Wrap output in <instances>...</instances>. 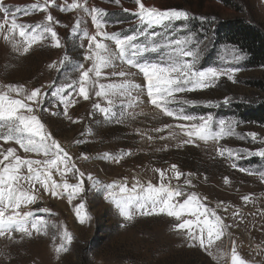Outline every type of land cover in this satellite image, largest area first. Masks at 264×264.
I'll return each mask as SVG.
<instances>
[{"label":"rangeland","instance_id":"374dc122","mask_svg":"<svg viewBox=\"0 0 264 264\" xmlns=\"http://www.w3.org/2000/svg\"><path fill=\"white\" fill-rule=\"evenodd\" d=\"M72 2L55 0L48 7L54 21L58 22L54 28L61 41L59 48L52 46L49 37L33 45L28 54H20L3 39L8 25L0 30V90L6 91L5 86L14 85L23 86L28 93L36 88L48 93L36 114L45 125V131L51 133L71 157L69 164H75L79 170L75 174L69 171L63 180L69 184L83 180V191L71 202L62 189H58L60 195L52 196L42 186L36 185L34 194L38 199L22 207L21 211H31L37 218H43L47 222V234L33 233L28 238L14 232L12 239L7 235L0 237V264H231L233 241L237 254L246 264H264V180L258 174L264 172V158L245 154L246 149L253 152L264 149V123L243 115L245 108L264 103V65L249 66V56L238 44L223 42L217 45L213 40V30L222 23H244L264 32V0H142L147 7L187 12V21L172 24L170 37L191 38L192 44L200 50L197 68L229 70L213 86L178 93L176 100L169 104L177 112L182 109L184 113L196 117L212 116L214 130H218L221 120L234 125V132L218 141L194 140L192 143H182L187 137L176 127L178 123L191 122L165 116L148 101L146 90L140 94L142 103L130 108L126 99L114 98L113 107L118 115L106 119L94 107L96 104L109 106L105 98L95 95L98 87L90 89L88 100L79 96L78 91L72 92L71 88H67L64 96L73 103L67 106L65 114L60 98L53 97L51 92L57 86L78 80L80 73L73 69V65L83 63L85 68L92 66L91 60L84 59L90 53L89 42L83 32L90 35L96 33L88 11L61 10ZM77 2L88 10L96 8L106 13L102 17L106 21L103 31L109 34L124 36L141 28L135 0ZM1 3L12 8L30 9L33 4H44V0ZM46 15L35 10L29 16L18 14L17 20L18 23L42 24L46 22ZM3 20L0 13V22ZM78 21L80 31L73 32ZM15 39L21 41L18 32ZM97 39L101 40V37ZM103 42L113 52L117 51L114 42ZM158 55L148 54L145 59L154 61ZM66 56L68 60L62 64ZM237 56L240 58L237 59ZM53 64L57 67H50ZM121 70L136 73L127 79L144 86L143 75L137 69L117 60L115 71ZM112 71L103 70L98 82H121L122 78L111 76ZM228 74L232 75V79H228ZM90 77L96 79L91 73ZM10 95L22 98L15 93ZM122 99L124 110L121 115ZM166 125L172 127L167 128ZM252 133L257 134L255 141L251 138ZM8 148H14L21 158L44 159L42 155L25 153L15 142L0 140V152L6 154ZM222 148H230L240 157L229 159L226 154L221 157L218 149ZM104 154L120 158L117 162L103 158ZM234 164L237 167H233ZM173 165L177 166L175 171L182 173L179 179L172 169ZM157 170L165 172L167 179L163 182L166 185L179 186L185 193H195L205 206L222 218L227 227L225 235L212 247L215 259L198 243L190 246L193 242L175 230V225L194 218L185 215L178 221L164 214L141 216L137 213L132 221H125L106 198L105 186L113 183L131 187L139 181L144 186L149 182L158 186L161 177ZM22 172L26 174V169ZM79 173H84V176L80 177ZM89 175L93 180L88 179ZM53 179L63 182L55 170ZM96 180L100 185L93 187ZM186 180H190L191 184H185ZM21 183L32 190L28 183ZM245 196L249 197L247 201L243 199ZM185 198L178 199L182 202ZM81 203L85 205L83 211L90 217L84 223H80L76 216V208ZM65 229L73 239L70 245L66 244L67 252L57 253L55 249L63 242L61 237Z\"/></svg>","mask_w":264,"mask_h":264},{"label":"snow or ice","instance_id":"6c2138e0","mask_svg":"<svg viewBox=\"0 0 264 264\" xmlns=\"http://www.w3.org/2000/svg\"><path fill=\"white\" fill-rule=\"evenodd\" d=\"M55 0H44V4H33L29 8H12L0 3V13L3 14L4 20L0 22V30H4L8 25L7 34L3 36L6 42L11 44L13 50L20 54H28L33 45L49 39L53 47H61V41L58 33L55 31L53 16L48 12L50 4ZM138 6V20L141 28L133 34L121 36L119 34H109L103 29L106 27V21L102 19L106 13L102 10L92 8L88 10L84 5L73 0L71 4H66L62 11H71L81 9L88 11L92 17L93 25L96 29L95 35L83 32V36L88 39L89 55L84 57L85 60H91L92 66L85 68L83 63L73 65V69L80 73L78 80H73L67 85L57 86L52 92L53 97H59L63 103L65 114L67 106L72 104L71 99H66L64 93L67 88L72 92H77L84 100L89 99V91L92 87H98L95 92L97 97H103L107 101L108 107H102L96 104L105 118L117 117L118 113L114 110L116 97L127 100V107H133L142 103L140 94L145 92L148 101L156 109H159L165 116L171 117L177 121H187L190 124L178 123L176 125L182 131L183 136L187 139L182 143H192L194 140L207 142L208 140L218 141L234 132V125L231 122L219 121L218 130H214L213 117H196L184 113L181 109L179 112L174 111L169 104L176 100V94L190 92L197 89H205L214 85L215 81L222 75L227 74L229 70H218L208 68L201 70L197 68L199 60V48L192 44L190 37L184 39L170 37L169 29L175 21L189 19V14L182 10L166 9L160 10L156 7H147L142 0H135ZM35 10L47 13L46 22L42 24H25L18 23V14L31 15ZM9 18L11 22L9 24ZM79 21L73 28V32H79ZM158 29V30H154ZM18 32L21 41L15 39ZM97 37H101L98 40ZM108 40L115 43L117 49L113 52L108 44L103 41ZM197 43H199L197 41ZM93 45L95 46L93 48ZM159 54L154 61L145 59L148 54ZM235 55V53H234ZM240 57L237 56V59ZM67 56L63 64L67 61ZM126 64L130 68L137 69L143 75L144 86L133 82L130 78L136 73L121 70L115 71L116 61ZM50 67H57L55 64ZM105 69H113L112 77L122 78L121 82L116 83H99L102 72ZM93 74L96 79L90 77ZM228 79L232 75L228 74ZM6 91L0 90V140L15 142L25 153H33L37 156H43L44 159H27L16 155L14 148H8L6 154L0 152V237L5 235L12 239V233H20L22 236L31 238L33 233L37 235L47 234V222L43 218H37L31 211H21L22 207H27L36 202L38 197L34 194L36 185L39 184L52 196H58L61 193L58 189L68 194L69 202L83 191V180L77 184H69L63 178L69 171L74 174L79 172L75 164H69L71 157L67 151L55 140L51 133L45 131V125L36 114L41 109L43 100L48 93H42L40 88H36L28 93L23 86L7 85ZM136 93L133 95V93ZM15 93L17 97L11 96ZM189 103V101H184ZM124 110V101L122 99L120 114ZM165 127L171 128L172 125ZM162 131V129H156ZM253 141L257 139V134H250ZM219 155L231 159L234 156L239 158L240 154L235 153L230 148L218 149ZM246 155H256L264 158V149L253 152L245 150ZM87 159V156H84ZM103 158L119 160L120 157H113L111 154H104ZM237 167V165H233ZM176 165L172 166L175 171ZM26 169V174L22 170ZM59 174L63 180L58 183L53 179V171ZM161 177L160 184L153 185L148 183L147 186L140 184L139 181L131 187L127 184H111L105 186L109 202L113 203L118 213L125 221H132L136 214L141 216L167 215L181 220L185 215L194 219H187L175 225V230L179 234L185 235L193 243L190 246H196L204 249L210 256L216 258L212 247L216 241H219L225 235L226 225L220 216L214 210L205 206L195 193H185L184 189L179 186L171 187L163 181L167 179L164 171L157 170ZM246 171V170H245ZM249 174H253L249 172ZM264 180V172L258 173ZM80 177L84 173H79ZM176 178L179 179L182 173L175 171ZM191 175V174H188ZM89 180H93L91 175ZM26 182L32 190L26 189L21 182ZM225 182L228 179L225 178ZM185 184L190 185L191 181L186 180ZM100 185L98 180L93 181V187ZM185 196L181 202L178 198ZM245 201L248 196L243 197ZM85 205L81 203L76 208V216L80 223L90 219L85 211ZM180 230H185L181 232ZM62 243L56 247L57 253L67 252V245H70L73 237L65 229L61 237ZM231 264H246V261L237 254L235 242L231 252Z\"/></svg>","mask_w":264,"mask_h":264},{"label":"trees","instance_id":"16d2710c","mask_svg":"<svg viewBox=\"0 0 264 264\" xmlns=\"http://www.w3.org/2000/svg\"><path fill=\"white\" fill-rule=\"evenodd\" d=\"M213 32L215 44L218 45L223 42L236 43L249 56V66L264 65V32L244 23H222L216 26ZM243 115L264 123V103L245 108Z\"/></svg>","mask_w":264,"mask_h":264},{"label":"crops","instance_id":"0c3cea01","mask_svg":"<svg viewBox=\"0 0 264 264\" xmlns=\"http://www.w3.org/2000/svg\"><path fill=\"white\" fill-rule=\"evenodd\" d=\"M13 2V0H0V3L1 2ZM14 4H16V3H11L10 5H14ZM29 16V15H28ZM23 18V17H22ZM17 22H18V20H17ZM34 24H41V23H34Z\"/></svg>","mask_w":264,"mask_h":264}]
</instances>
